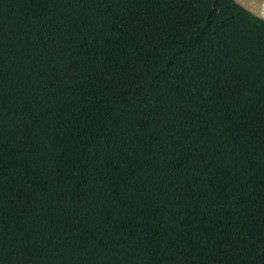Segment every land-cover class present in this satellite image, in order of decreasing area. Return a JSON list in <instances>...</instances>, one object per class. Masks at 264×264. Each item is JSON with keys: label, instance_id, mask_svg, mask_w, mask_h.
I'll return each mask as SVG.
<instances>
[{"label": "trees", "instance_id": "obj_1", "mask_svg": "<svg viewBox=\"0 0 264 264\" xmlns=\"http://www.w3.org/2000/svg\"><path fill=\"white\" fill-rule=\"evenodd\" d=\"M0 264H264V21L0 0Z\"/></svg>", "mask_w": 264, "mask_h": 264}, {"label": "water", "instance_id": "obj_2", "mask_svg": "<svg viewBox=\"0 0 264 264\" xmlns=\"http://www.w3.org/2000/svg\"><path fill=\"white\" fill-rule=\"evenodd\" d=\"M238 5L264 21V0H234Z\"/></svg>", "mask_w": 264, "mask_h": 264}]
</instances>
